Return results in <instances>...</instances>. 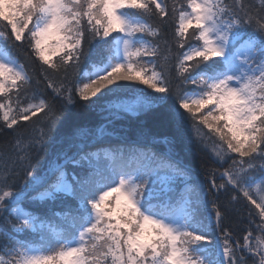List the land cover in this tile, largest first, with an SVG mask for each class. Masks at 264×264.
Instances as JSON below:
<instances>
[{
  "label": "snow or ice",
  "instance_id": "6c2138e0",
  "mask_svg": "<svg viewBox=\"0 0 264 264\" xmlns=\"http://www.w3.org/2000/svg\"><path fill=\"white\" fill-rule=\"evenodd\" d=\"M170 11L185 49L175 85ZM25 44L38 73L11 54ZM85 57L89 70L73 82ZM79 101L174 133L152 141L163 153L85 151L74 141L93 130L67 111ZM61 127L69 134L54 138ZM0 129L14 134L10 153L0 148V216L11 226L0 230V264H264V0H174L171 10L167 0H0ZM65 142L76 151L41 162ZM190 142L228 164L220 183L218 169L206 190L196 182L180 158ZM222 190L237 195L221 204ZM240 195L251 206L242 240L224 224Z\"/></svg>",
  "mask_w": 264,
  "mask_h": 264
},
{
  "label": "trees",
  "instance_id": "16d2710c",
  "mask_svg": "<svg viewBox=\"0 0 264 264\" xmlns=\"http://www.w3.org/2000/svg\"><path fill=\"white\" fill-rule=\"evenodd\" d=\"M174 0H167L169 10H171ZM177 4L182 3L183 0H175ZM258 2V0H257ZM166 24L164 28V35L167 38L169 44L172 46V54L170 59V73L173 79V85L177 83L175 64L177 62L176 57L179 53H182L185 49H180L176 46L174 40V29L176 21L171 16V11L169 17L166 18ZM158 22V21H156ZM11 54L14 57L19 58V60L25 64L26 69L31 73L33 69L36 72H39L40 66L39 63L34 60L30 55V49H28L27 44L23 48H11ZM91 58L85 57L80 65L78 73H70L69 79L75 82L79 79V74L89 70V65ZM139 88H145L143 85H137ZM189 89L193 86L188 85ZM40 90L44 92L47 96L51 92V89H45L44 85L40 86ZM151 91V90H148ZM95 99V98H93ZM68 112L73 114L76 119L73 121L74 126H83L93 130V134L83 141L76 140L74 145H79L81 148H84L85 151H96L97 149H106L109 146L115 147L117 145H137L140 147H149L158 153H163L165 151V146L163 144H153L152 141L159 140L163 136L171 137L174 133V130L171 127L160 124L157 121L152 120L151 118L145 117H136L128 114L121 113L117 118H106L108 117L107 112H101L99 109L89 108L86 106V102L79 101L76 106L70 107L67 109ZM42 115V114H38ZM38 117H33L32 121L21 122L22 125L26 127H19L18 131L22 133L30 132L34 127L37 126L36 123ZM103 135H97L96 130L101 127ZM141 128H143V133H141ZM207 132V129H204ZM69 134V129L67 127H61L58 129L57 133H53L54 138L58 136H64ZM185 139L188 140L190 133L185 132ZM13 132L9 129H0V148H3L5 151L10 153V142L13 139ZM7 145V147H5ZM53 150L60 151L64 150L71 155L76 151L75 146L69 145L68 142L63 144L56 143L51 145L47 150L41 152L40 160L42 163L46 162ZM183 162L190 168L194 169V174L196 175V182L199 183L203 189L208 188V183L206 177L213 170L216 171L217 183H220L219 172L223 170V167H227L228 164L221 166L218 163H214V158L211 155L209 150H204L202 147H197L195 143L190 142V148L182 152L180 157ZM231 163V161H228ZM71 171V167L69 168ZM177 190L182 187L179 183L176 185ZM219 203H226L229 198L233 195H237L235 192H225L221 191L219 194ZM209 200L214 199L213 196L209 195ZM69 204H74L73 201H69ZM233 207L239 209V213H232L230 220H225L224 224L229 228L230 231L234 233L236 237L241 238L244 235V229L248 226L247 224V208L251 207L247 204V201L243 198L242 195L238 196V199L233 202ZM53 211L62 210V206L59 204L52 205ZM211 205L209 204V208ZM4 216L7 213L3 214ZM258 219V218H257ZM0 230H7L11 232V226L4 223L3 216H0ZM249 264H251V258L249 257Z\"/></svg>",
  "mask_w": 264,
  "mask_h": 264
},
{
  "label": "rangeland",
  "instance_id": "374dc122",
  "mask_svg": "<svg viewBox=\"0 0 264 264\" xmlns=\"http://www.w3.org/2000/svg\"><path fill=\"white\" fill-rule=\"evenodd\" d=\"M14 56V55H13Z\"/></svg>",
  "mask_w": 264,
  "mask_h": 264
}]
</instances>
